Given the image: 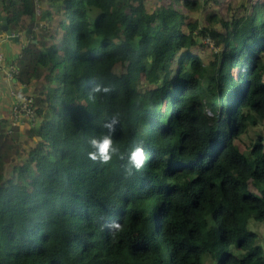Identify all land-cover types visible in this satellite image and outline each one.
Wrapping results in <instances>:
<instances>
[{"label": "trees", "instance_id": "16d2710c", "mask_svg": "<svg viewBox=\"0 0 264 264\" xmlns=\"http://www.w3.org/2000/svg\"><path fill=\"white\" fill-rule=\"evenodd\" d=\"M210 1L0 0V79L33 89L0 117V264H264V0ZM113 117L125 159L94 163Z\"/></svg>", "mask_w": 264, "mask_h": 264}, {"label": "clouds", "instance_id": "9594fccd", "mask_svg": "<svg viewBox=\"0 0 264 264\" xmlns=\"http://www.w3.org/2000/svg\"><path fill=\"white\" fill-rule=\"evenodd\" d=\"M0 23H1V19H0ZM13 33L17 34V32L12 31L11 34ZM3 37L5 39V36ZM14 39L18 41V38H14ZM222 60L224 59L222 58ZM225 65L226 64L224 61V64H222V77L230 74L228 73L229 66L226 72ZM231 73H234V72H231ZM233 81L236 82V77L233 79ZM239 86L242 87L244 85L243 83H240ZM233 87H234V90L236 91L238 90L237 89L238 85H233ZM12 91H15L19 95H24L22 92H19L18 90H12ZM12 91L10 92L11 95H12ZM109 91H110L109 88L104 87L103 85L97 84L92 88L91 93L107 94ZM12 97L15 98V103L13 105L15 106L17 104V98L14 97L13 95ZM118 123H119L118 119L116 117H113V119L110 122L104 125V128L107 129L106 132H101L98 135L92 134L88 137V145L91 149V151L87 153L89 160H91L94 163H101V164L107 165L112 162L113 157H119V159L121 160L125 159V156L120 153L119 148L115 145L114 138H113L114 133L116 131V126L118 125ZM126 159H127V164L125 166V171L128 175L131 176V175H134L135 172L140 171L144 167L145 160H146V153H145L144 146L142 144H138L137 146L133 147L127 154ZM110 227L114 230H119L120 224L117 221H113Z\"/></svg>", "mask_w": 264, "mask_h": 264}, {"label": "rangeland", "instance_id": "374dc122", "mask_svg": "<svg viewBox=\"0 0 264 264\" xmlns=\"http://www.w3.org/2000/svg\"><path fill=\"white\" fill-rule=\"evenodd\" d=\"M155 2H157L158 0H154ZM154 1L153 0H147V3H148V5H149V7H153L155 4H154ZM232 1V3L235 5V6H237L238 4H240V2H239V0H231ZM37 6H38V2L35 4V7L37 8ZM217 7V4L214 2V0H211L210 2H209V4L206 6V8L207 9H209L208 11H210L212 8H216ZM37 15L39 16V17H41L42 16V14H43V9H42V7L40 6V4H39V6H38V8H37ZM200 19H201V15L200 14H198L197 12H193L192 13V19H191V22H194V21H200ZM44 24L45 23H43V22H41L40 21V25L41 26H39V27H42V26H44ZM40 31V28L38 29V32ZM3 36H5V41L8 39V38H10V39H12V40H15L14 38H16V36H13V34H11V35H9L8 34V32L7 31H5V32H2L1 33ZM23 36H21L20 38H18V41L22 38ZM17 41V42H18ZM28 42V43H27ZM26 43H25V47L29 44V42L30 41H27ZM22 47H24V46H21L20 48H22ZM5 53V52H4ZM233 56V55H232ZM232 59V58H231ZM224 61H225V59L224 60H222V62L220 63V67H221V73H222V64H224ZM230 62H231V60H230ZM228 66H229V63H227L226 65H225V67H226V72H227V70H228ZM225 72V73H226ZM5 84V83H4ZM6 85V84H5ZM9 85H10V87L12 88V90H17L18 88L17 87H14L13 86V84L12 83H9ZM33 91V89L32 88H30V89H28V91H27V93L25 94L24 92H22L24 95H21V96H18L17 95V93L15 92V91H12V95L14 96V97H16L17 99H18V101H21L22 99H26V100H28V103L30 102V95H31V92ZM15 110V106H13L12 108H11V110L10 111H14ZM24 113V111L23 110H18L17 112L15 111L14 113H13V116L15 117V119H16V123L15 124H21V121H24V119H21L22 117H23V114ZM19 119H21V120H19ZM25 121H26V119H25ZM25 121L22 123L23 125H24V123H25ZM26 138V135H23L22 136V139H25ZM250 138H253L256 142H258L259 140H264V121L263 122H261V123H259V125L256 127V128H254V129H252V132H251V135H250ZM251 229L257 234V235H259V238H258V240H257V242H258V245H260V246H262L263 248H264V224H260V223H257V222H255V221H253L252 223H251Z\"/></svg>", "mask_w": 264, "mask_h": 264}, {"label": "crops", "instance_id": "0c3cea01", "mask_svg": "<svg viewBox=\"0 0 264 264\" xmlns=\"http://www.w3.org/2000/svg\"><path fill=\"white\" fill-rule=\"evenodd\" d=\"M18 43L19 42H15L11 41L9 44H7L6 42V49H7V54H11L13 56H17L18 54ZM21 47V46H20ZM5 82L0 79V117H7V114L9 113L10 115V100L8 97V93L12 91V88L10 87L9 83H5ZM9 85V87L7 86ZM12 99V98H10ZM8 109V110H7Z\"/></svg>", "mask_w": 264, "mask_h": 264}, {"label": "built area", "instance_id": "2783aa9c", "mask_svg": "<svg viewBox=\"0 0 264 264\" xmlns=\"http://www.w3.org/2000/svg\"><path fill=\"white\" fill-rule=\"evenodd\" d=\"M13 36H16V38L21 37V35L19 34H15L13 33ZM4 37L0 34V67L3 66V61L5 59V53H4V49H3V43H4ZM18 96H21L19 94H17ZM32 100L30 99V102L28 103V100L26 99H22L21 101H18L17 99V104L15 105V110L14 112L18 111V110H23V111H28L32 113L31 110V106H32Z\"/></svg>", "mask_w": 264, "mask_h": 264}, {"label": "water", "instance_id": "95a60500", "mask_svg": "<svg viewBox=\"0 0 264 264\" xmlns=\"http://www.w3.org/2000/svg\"><path fill=\"white\" fill-rule=\"evenodd\" d=\"M0 19H1V25L3 27V30L7 31L8 34L11 35L12 31L9 29V26H8V16H3L0 13Z\"/></svg>", "mask_w": 264, "mask_h": 264}]
</instances>
